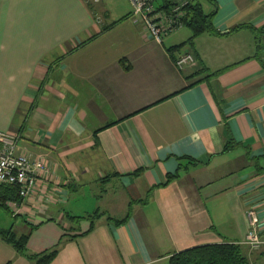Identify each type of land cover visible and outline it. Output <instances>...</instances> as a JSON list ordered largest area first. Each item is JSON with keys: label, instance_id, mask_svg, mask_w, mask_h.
Segmentation results:
<instances>
[{"label": "crops", "instance_id": "obj_1", "mask_svg": "<svg viewBox=\"0 0 264 264\" xmlns=\"http://www.w3.org/2000/svg\"><path fill=\"white\" fill-rule=\"evenodd\" d=\"M199 2L215 33L158 44L128 0H0V131L49 166L0 206L24 226L0 231L30 234L31 254L58 246L52 264H168L225 242L264 264L245 244L249 211L264 241V0ZM185 53L197 64L180 71ZM97 211L62 240L66 214ZM0 264L33 263L0 236Z\"/></svg>", "mask_w": 264, "mask_h": 264}, {"label": "built area", "instance_id": "obj_2", "mask_svg": "<svg viewBox=\"0 0 264 264\" xmlns=\"http://www.w3.org/2000/svg\"><path fill=\"white\" fill-rule=\"evenodd\" d=\"M98 1V0H97ZM133 11L130 21L144 29L158 44L165 38L184 27V8L193 0H128ZM163 2V3H161ZM166 8L165 6H168ZM193 54L179 55L175 65L180 71L196 66ZM18 134L0 131V186H14L22 199L30 198L37 187L41 174L48 172L49 166L42 159H32L24 153H18ZM9 209L16 206L8 203ZM15 210V209H13ZM249 231L245 244L256 250L264 245L258 233L259 219L255 211L247 213Z\"/></svg>", "mask_w": 264, "mask_h": 264}, {"label": "trees", "instance_id": "obj_3", "mask_svg": "<svg viewBox=\"0 0 264 264\" xmlns=\"http://www.w3.org/2000/svg\"><path fill=\"white\" fill-rule=\"evenodd\" d=\"M165 1V0H164ZM165 3H169L165 1ZM166 8L169 7L165 6ZM214 14H208L205 12L202 4L199 0H193L186 8H184V26L191 29L193 33L192 39H195L199 35L212 32L215 33V29L212 27L211 18ZM179 47L174 48V51L178 50ZM111 127V125L105 126L102 130ZM98 133V131L96 132ZM186 160L187 158H183ZM189 164L181 163L179 166L178 173L173 176H168L167 182L174 180L179 177L181 170L186 169ZM105 180V179H104ZM0 206H3L8 212H10L8 203H18L22 200L19 196L18 188L14 186H0ZM105 214L99 211L88 214L82 217H75L66 214V220L72 224V228L66 230L64 238L70 240L82 237L89 234L95 227L96 221L103 217ZM111 220V218H109ZM128 217L121 221H115L117 225L124 224ZM89 222L90 228L88 231L82 230V223ZM33 230L35 228H32ZM0 236L3 240L13 246V248L20 254L26 256L33 264H52L59 253V247L56 246L52 250H47L39 254H31L28 251V242L31 238L30 234L18 235L12 231H0ZM168 264H251L249 259L244 253V249L240 244L235 243H221L213 245H205L194 247L173 255Z\"/></svg>", "mask_w": 264, "mask_h": 264}, {"label": "rangeland", "instance_id": "obj_4", "mask_svg": "<svg viewBox=\"0 0 264 264\" xmlns=\"http://www.w3.org/2000/svg\"><path fill=\"white\" fill-rule=\"evenodd\" d=\"M95 169H96V167H95ZM94 177H95V173H94ZM100 186L94 185L93 189L96 191H100ZM15 205H16V203H15ZM1 211L3 212V215H0V223L3 225V227H10L17 220H19L18 222H16L17 225H19L21 227L24 226L25 223L22 222V219L20 217L16 218L17 217L16 216L15 217L16 219H14L13 215L12 216H11V214L9 215V213L7 211H5L4 209H0V213H1Z\"/></svg>", "mask_w": 264, "mask_h": 264}]
</instances>
